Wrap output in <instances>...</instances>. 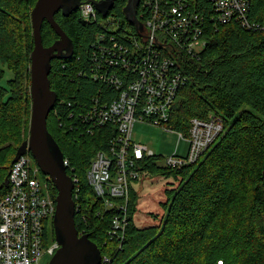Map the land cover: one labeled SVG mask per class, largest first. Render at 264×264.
<instances>
[{
    "label": "trees",
    "instance_id": "16d2710c",
    "mask_svg": "<svg viewBox=\"0 0 264 264\" xmlns=\"http://www.w3.org/2000/svg\"><path fill=\"white\" fill-rule=\"evenodd\" d=\"M36 1L0 0V81L4 69L13 75L7 88L0 86L1 194L16 151L28 137L34 47L30 13ZM126 2L116 0L109 17L134 31L122 12ZM211 10L207 2L198 5L207 28ZM248 17L264 24V0H250ZM54 19L72 41L73 54L51 62L50 88L57 101L47 129L79 180L75 226L99 248L106 260L101 264H264V30L247 31L237 23L219 26L209 34L199 59L184 61L187 82L179 90L169 125L187 135L191 119L208 120L214 114L224 132L190 167L166 168L155 155L142 162L143 175L173 179L178 187L165 190L161 225L146 228L134 223L137 196L131 188L129 224L118 239L109 235L112 213L86 180L92 159L108 148L115 129L79 137L60 126L68 105L116 95L106 79L92 77L99 58L93 44L103 31L99 23L106 19L97 14L96 22L86 23L79 11L68 17L58 13ZM57 39L43 23V46ZM47 182L54 199L56 191Z\"/></svg>",
    "mask_w": 264,
    "mask_h": 264
},
{
    "label": "built area",
    "instance_id": "2783aa9c",
    "mask_svg": "<svg viewBox=\"0 0 264 264\" xmlns=\"http://www.w3.org/2000/svg\"><path fill=\"white\" fill-rule=\"evenodd\" d=\"M83 1L78 10L81 18L86 23L96 22L94 6ZM201 2L212 8L208 28L198 13ZM249 9L250 0H139L136 16L142 24L140 33L131 25L134 31L122 28L108 16L99 23L103 31L93 44L99 58L92 77L106 79L116 95L110 100L93 97L90 103L68 105L60 126L79 137L115 129L108 148L95 154L86 173L93 193L112 213L110 237L119 239L124 234L132 184L143 175L142 162L154 156L133 141L136 123L159 128L187 143L185 155L174 152L163 158L162 166L170 169L196 164L224 132L223 122L211 114L208 120L191 119L184 135L169 125L170 113L187 82L182 64L199 59L214 28L237 23L247 31L264 30V24L248 17ZM63 166L73 182L75 201L79 180L64 157ZM37 175L43 176L29 153L9 167L8 184L0 193V264H40L44 256L52 257L60 248L54 234L48 236L56 201L48 191V178L40 181ZM75 212V216L80 213V206L75 205Z\"/></svg>",
    "mask_w": 264,
    "mask_h": 264
},
{
    "label": "water",
    "instance_id": "95a60500",
    "mask_svg": "<svg viewBox=\"0 0 264 264\" xmlns=\"http://www.w3.org/2000/svg\"><path fill=\"white\" fill-rule=\"evenodd\" d=\"M116 0H86L91 3L102 18ZM83 0H37L30 13L34 47L30 54L31 99L28 137L18 147L11 163L29 153L41 174L48 178L56 191V208L53 216V234L60 248L48 264H101L103 259L99 248L88 235H79L75 226V202L73 182L63 166V153L47 129V118L54 109L57 96L50 88L51 62L55 59H69L73 54L72 41L56 23L54 17L61 13L68 17L79 10ZM139 0H128L123 8L127 23L137 32L142 24L137 19ZM47 23L58 39L49 47L41 41V27ZM8 184L5 179L2 187Z\"/></svg>",
    "mask_w": 264,
    "mask_h": 264
},
{
    "label": "rangeland",
    "instance_id": "374dc122",
    "mask_svg": "<svg viewBox=\"0 0 264 264\" xmlns=\"http://www.w3.org/2000/svg\"><path fill=\"white\" fill-rule=\"evenodd\" d=\"M13 75L8 69H4V76L0 81V86L7 88V82ZM133 141L145 146L153 155L160 157L161 165L163 158L173 154L183 156L187 151V143L178 141L175 135L166 133L159 128L136 123L133 129ZM37 178L42 181L41 175ZM178 182L173 179H167L161 175H142L141 178L132 184L136 193V211L134 214V223L139 228L159 226L166 215L161 204L165 203L167 197L166 189L177 188ZM48 236L53 234V219L48 221ZM51 257L44 256L40 264H48Z\"/></svg>",
    "mask_w": 264,
    "mask_h": 264
},
{
    "label": "flooded vegetation",
    "instance_id": "af4514ba",
    "mask_svg": "<svg viewBox=\"0 0 264 264\" xmlns=\"http://www.w3.org/2000/svg\"><path fill=\"white\" fill-rule=\"evenodd\" d=\"M97 1H100V0H97ZM127 2H128V0H127ZM127 2H126V4H127ZM114 3H115V2H114ZM114 3H113V4H114ZM112 8H113V6L108 10V17L110 16L111 11L113 10ZM122 12H123V10H122Z\"/></svg>",
    "mask_w": 264,
    "mask_h": 264
}]
</instances>
